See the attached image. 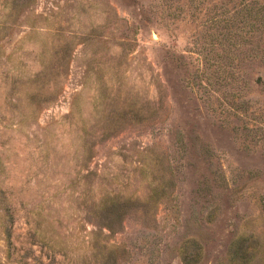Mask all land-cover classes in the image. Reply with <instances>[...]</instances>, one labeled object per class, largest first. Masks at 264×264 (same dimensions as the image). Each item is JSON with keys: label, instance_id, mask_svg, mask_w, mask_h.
I'll list each match as a JSON object with an SVG mask.
<instances>
[{"label": "rangeland", "instance_id": "1", "mask_svg": "<svg viewBox=\"0 0 264 264\" xmlns=\"http://www.w3.org/2000/svg\"><path fill=\"white\" fill-rule=\"evenodd\" d=\"M0 264H264V0H0Z\"/></svg>", "mask_w": 264, "mask_h": 264}, {"label": "trees", "instance_id": "2", "mask_svg": "<svg viewBox=\"0 0 264 264\" xmlns=\"http://www.w3.org/2000/svg\"><path fill=\"white\" fill-rule=\"evenodd\" d=\"M8 236H9V234H8Z\"/></svg>", "mask_w": 264, "mask_h": 264}]
</instances>
